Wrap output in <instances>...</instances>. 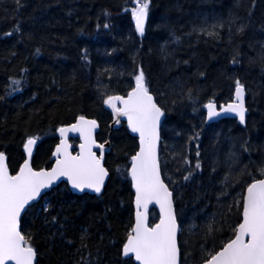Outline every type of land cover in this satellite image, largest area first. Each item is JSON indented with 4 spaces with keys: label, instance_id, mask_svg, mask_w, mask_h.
Wrapping results in <instances>:
<instances>
[{
    "label": "trees",
    "instance_id": "obj_1",
    "mask_svg": "<svg viewBox=\"0 0 264 264\" xmlns=\"http://www.w3.org/2000/svg\"><path fill=\"white\" fill-rule=\"evenodd\" d=\"M134 7L0 0V152L11 172L32 138L34 168H50L58 129L79 117L96 120L98 141L111 142L100 196L62 183L23 215L37 264H135L123 247L134 226L129 167L138 139L124 123L109 135L105 100L126 96L141 71L165 114L160 162L175 194L181 264H202L235 237L245 191L264 178V0H150L143 35ZM237 81L246 125L207 123L205 105L230 103Z\"/></svg>",
    "mask_w": 264,
    "mask_h": 264
},
{
    "label": "snow or ice",
    "instance_id": "obj_2",
    "mask_svg": "<svg viewBox=\"0 0 264 264\" xmlns=\"http://www.w3.org/2000/svg\"><path fill=\"white\" fill-rule=\"evenodd\" d=\"M149 5L150 0H135V7L131 9L136 30L141 35L144 33ZM135 85L127 99L111 96L105 100L116 116L127 118L131 131L138 133L140 138V150L132 158L131 168L138 211L135 225L123 247V255L134 256L138 264H178L177 224L172 211V193L161 179L156 151L158 125L163 112L149 94L142 71L135 77ZM243 93V86L237 81L236 99L239 103L229 104L223 109L236 113L241 123L245 119ZM117 101L123 105L122 108H117ZM207 107L209 116L219 114L214 111L212 103ZM96 126V121L80 117L79 123L69 130L80 132L85 140L80 146L82 152L72 156L67 151V145L62 142L57 153L63 151L64 159L58 160L51 172H35L26 162L17 175H9L5 157L0 154V264H34L35 250L18 230V220L21 211L39 196L41 189L49 187L58 177H66L74 189L84 191L87 188L96 193L101 191L107 171L101 164L102 155L98 159L92 151L93 146L103 149V145H97L92 138V129ZM60 131L63 135L67 130L62 128ZM34 143L32 139L27 142L29 156L30 146ZM152 201L160 205L161 218L158 224L149 227L146 210ZM141 207L145 209L144 213L139 211ZM242 216V222L234 230L235 238L206 260L205 264H264V179L247 187Z\"/></svg>",
    "mask_w": 264,
    "mask_h": 264
},
{
    "label": "water",
    "instance_id": "obj_3",
    "mask_svg": "<svg viewBox=\"0 0 264 264\" xmlns=\"http://www.w3.org/2000/svg\"><path fill=\"white\" fill-rule=\"evenodd\" d=\"M146 21H147V18L145 20V24H144V29H145V25H146ZM243 86V85H242ZM135 88V87H134ZM243 89H244V93H243V106H244V109H245V113H244V116H245V119H244V122L241 123L240 122V119H239V116L234 113V112H225L223 109L226 108L229 104H237L239 103L236 99V89H235V92H234V97H233V100L228 103V104H223V105H217L216 103L214 102H210L212 103L215 107H214V111L219 113L218 115H214V116H209V109L207 107V105L209 104H206L204 109H205V114H206V121L207 123L209 124H212V123H215V122H218L220 120H223V119H236L239 124H241L242 126H245L246 125V119H247V115H248V107H247V94H246V89L245 87L243 86ZM133 90V89H132ZM131 90V91H132ZM130 91V92H131ZM129 92V93H130ZM128 93V94H129ZM149 94L153 97V101L156 103V105L161 109V107L158 105V103L156 102V99L154 97V95L149 92ZM114 96H120L124 99H127L128 95L126 96H123V95H114ZM116 103V106L117 108H122L123 105L120 104L119 101L115 102ZM105 107L107 109V111L111 114V117H112V121L110 123V136L112 135V132H114L115 130L119 129L122 124L124 123L129 131V133L134 136L135 138L138 139V151L137 153L139 152L140 150V138H139V134L138 133H134L131 131V128L129 127L128 125V121H127V118L126 117H123V116H116L115 113L113 112L112 108H110L107 104H105ZM161 111L163 112V110L161 109ZM85 120H93V119H89V118H86L84 117ZM164 112H163V115L160 117V121H159V125H158V136H159V139L157 141V148H156V151H157V159H158V164H159V169H160V175H161V179L162 181L164 182V184L167 186L169 192L172 193V196H171V200H172V211H173V214L175 216V220H176V224H177V234H176V239H177V247H178V250H179V255H178V264H181V250H180V246H179V235H180V226H179V222H178V219H177V215H176V207H175V194H174V191H172L169 186L165 183L164 179H163V176H162V171H161V162H160V143H161V128H162V125L164 123ZM80 121V117L72 124H69V125H66V126H62L58 129V138H59V142L58 144L56 145L54 151H53V154H52V159H53V165L51 166V168H44V169H35L34 166H33V162H34V157H35V154H36V150H37V147L39 145V142L37 139H32L35 141V143L33 145H31V155L29 156L28 154V151L26 149V146H27V143L25 145V148H24V156H25V159L22 163V165L20 166V168L18 169V171L16 173H12L11 170L9 169V165H8V158H7V155L4 153V152H0V154H3V156L5 157V164L7 166V169H8V173L9 175H12V176H15L19 173L20 169L24 166V164L27 162L30 166V168L35 171V172H40V171H44V172H51L53 168H55L57 166V161L58 160H62L64 159V156H63V151H61V153H57V149L61 147L62 145V142H64L66 145H67V151L72 155V156H77L79 155L81 152H82V149H81V145L85 143V140L81 137L80 135V132L78 131H75V130H69V129H72L73 125H76L78 124ZM96 121V120H94ZM119 121V122H117ZM96 127L94 129H92V138L95 140L96 144L97 145H103V149L101 148H98V147H95L93 146L92 147V151L94 153H96V156L97 158L99 159L102 155V160H101V164L102 166L104 167V169L107 171V176L104 178V183H103V186L101 188V191L99 193H96L95 191L91 190V189H87L85 188L84 191H80L78 189H74L71 185V182L66 178V177H58L49 187L47 188H43L41 189L40 191V194L39 196L36 197V199L30 201L26 206L25 208L21 211V214H20V217H19V220H18V230L21 232V234L23 235L22 233V218H23V215L25 214V212L31 207L33 206L34 204L38 203L47 193H49L52 189L58 187L60 184L62 183H66L69 187V189L72 191V193L76 194V195H82V194H91V195H96V196H100L104 190H105V187L108 183V180H109V177H110V173L109 171L107 170L106 166H105V157L106 155L109 153L110 151V141H106L105 143H101L98 141L97 139V134L100 130V126H99V123L96 121ZM66 129L67 131H65V133L62 135L61 134V129ZM73 139H77L78 140V143L76 146H74L72 144V140ZM28 142V141H27ZM136 153V154H137ZM132 163H133V160L130 164V167H129V178H130V181H131V184H132V189H133V193H134V210H135V214H134V225H135V222H136V213L138 211L137 209V206H136V190H135V187H134V182L132 180V176H131V168H132ZM264 179V178H263ZM261 180V179H259ZM257 181V180H256ZM255 182V181H254ZM253 183V182H252ZM251 183V184H252ZM247 195V189L245 191V194H244V197H246ZM244 197H243V203H244ZM139 211L141 213H144L145 212V209L143 207H141L139 209ZM152 211H155L158 215V219H157V222L155 224H152L151 223V213ZM146 215H147V222H148V225L149 227H153L155 226L156 224L159 223L160 221V218H161V211H160V205L157 204L155 201H152L151 203L148 204L147 206V210H146ZM243 220V216H242V219H241V222ZM240 222V223H241ZM134 227V226H133ZM238 228V227H237ZM235 238V237H234ZM233 238V239H234ZM248 238L246 237L245 240H247ZM226 246V245H225ZM224 246V247H225ZM223 247V248H224ZM222 248V249H223ZM222 249H220L219 251H221ZM218 251V252H219ZM217 252V253H218ZM36 253V252H35ZM216 254V253H215ZM214 254V255H215ZM125 257V256H124ZM126 259H132L134 261L135 264H138L137 261H135L134 259V256L132 257H125ZM9 264H13V262H9ZM34 264H37V255H35V258H34ZM202 264H205L202 263Z\"/></svg>",
    "mask_w": 264,
    "mask_h": 264
},
{
    "label": "bare ground",
    "instance_id": "obj_4",
    "mask_svg": "<svg viewBox=\"0 0 264 264\" xmlns=\"http://www.w3.org/2000/svg\"><path fill=\"white\" fill-rule=\"evenodd\" d=\"M110 149H111V142H110Z\"/></svg>",
    "mask_w": 264,
    "mask_h": 264
}]
</instances>
